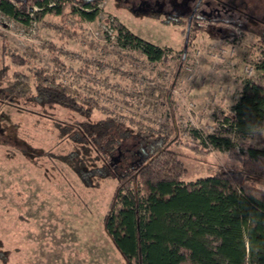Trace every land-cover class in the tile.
<instances>
[{
  "label": "rangeland",
  "instance_id": "1",
  "mask_svg": "<svg viewBox=\"0 0 264 264\" xmlns=\"http://www.w3.org/2000/svg\"><path fill=\"white\" fill-rule=\"evenodd\" d=\"M124 1L102 0L93 22L67 8L64 26L73 33L71 38L52 29L63 24L60 17L37 12L25 26L0 13V55L5 43L28 62L20 71L61 70L66 82L101 108L95 116L114 115L153 131L175 128L182 146L172 148L186 170L184 183L239 169L234 155L248 147L264 149V121L247 135L214 131L246 82L264 89L256 60L258 35L264 32V0H221L253 20L243 23L248 31L227 26L236 35L229 40H220L210 30L189 31L185 37L186 18L182 24H164V14L136 12L128 6L131 1ZM222 12L208 18L224 19ZM122 30L164 49L166 58L151 62L139 49L123 48L116 40ZM3 101L0 98V264H124L102 227L115 183L87 187L59 159L72 144L66 138L61 141L49 119L69 123L68 115L58 110L46 119L37 109H15ZM212 135L228 139V148L212 146ZM255 181L264 189L263 181Z\"/></svg>",
  "mask_w": 264,
  "mask_h": 264
},
{
  "label": "trees",
  "instance_id": "2",
  "mask_svg": "<svg viewBox=\"0 0 264 264\" xmlns=\"http://www.w3.org/2000/svg\"><path fill=\"white\" fill-rule=\"evenodd\" d=\"M129 1L133 11L164 14V24H182L186 18L185 37L189 31L196 34L210 30L220 40H229L236 35L227 26L248 31L243 23L253 22L227 1ZM101 2L0 0V13L25 26L37 12L60 17L63 24L52 29L71 38L73 33L64 26V11L70 8L72 15L93 22ZM221 12L224 19L208 18L218 17ZM205 22L218 24L213 28L211 24L205 26ZM116 40L125 49H139L151 62L166 58L164 49L128 30L119 31ZM258 41L257 66L264 75V32L258 35ZM184 55L185 50L175 78L180 76ZM27 64L22 56L1 44L0 98L15 109H37L42 118L48 119L58 110L68 115L69 123L49 119L61 141L66 138L72 144L71 150L58 158L87 187L99 188L107 180L115 183L102 227L124 264H264V189L255 181L264 182V149L248 147L234 155L239 169L184 183L186 170L172 148L173 144L182 146L175 128L153 131L132 121L126 124L114 115L95 116L101 108L93 99L83 97L76 85L66 82L61 70L31 69L28 74L20 71ZM222 117L215 127L216 134H250L264 121V89L246 82L231 112ZM208 140L215 147L229 146L224 137L212 135ZM192 149L209 154L205 148Z\"/></svg>",
  "mask_w": 264,
  "mask_h": 264
},
{
  "label": "built area",
  "instance_id": "3",
  "mask_svg": "<svg viewBox=\"0 0 264 264\" xmlns=\"http://www.w3.org/2000/svg\"><path fill=\"white\" fill-rule=\"evenodd\" d=\"M110 23H112V21H110ZM110 30H111V29H110ZM110 30H109V31H110ZM111 31H112V30H111ZM218 122H220V121H218Z\"/></svg>",
  "mask_w": 264,
  "mask_h": 264
}]
</instances>
